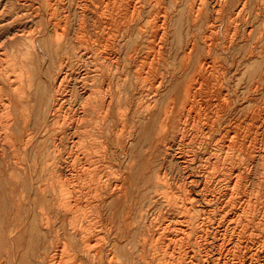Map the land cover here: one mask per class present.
<instances>
[{
    "label": "bare ground",
    "instance_id": "1",
    "mask_svg": "<svg viewBox=\"0 0 264 264\" xmlns=\"http://www.w3.org/2000/svg\"><path fill=\"white\" fill-rule=\"evenodd\" d=\"M45 2V7H41L51 15L60 12V8L65 10L67 4L70 10L79 12L82 20L77 33L82 35L75 40L77 46H72L61 58L51 91L47 93L50 95L47 105L43 79L41 93L37 90L41 94L38 111L34 112L31 97L35 95L30 91L33 79L32 76L26 79L27 69L20 59L18 73L15 79L12 77L13 103L8 101L3 105V100L0 101L5 117L11 118L8 129H14L17 136L15 139L11 133L5 141L9 139L12 151L23 155L14 160L6 157L9 159L7 165L5 162L7 178L14 190L18 184L24 185L29 176L34 185L39 170L56 178L63 179L66 173L74 177V181L66 180L58 189L53 185L51 189L41 185L38 188L39 196L52 204V209L42 211L43 221L45 228L55 232L57 241V244L48 243L39 264H84L85 261L89 264H264V196L260 194L264 186V75L254 79L246 90L240 86L234 90L240 106L237 102L233 106L229 92L221 85L212 95L205 91L216 67L212 59L215 51L229 54L232 49L239 55L238 49L242 47L236 43L238 31L234 28L227 31L224 42L220 43L223 13L233 2L231 20L237 21L250 6L257 20L255 27L244 33L251 45L238 58L239 65L256 59L258 68L264 70V0H214L215 20H207V0H190L187 13L199 31L180 47L181 64L177 69L169 66L166 53L169 50L177 53L176 47L171 48V10L179 5V0H98V5L87 0ZM90 6L93 15L97 12L92 31L93 69L81 70L77 60L91 57L82 46L87 23L84 15ZM61 24L57 25L61 36L56 35L59 42L56 41L66 45L69 17ZM62 36L65 39L61 42ZM31 53L30 57L35 55V51ZM190 74L192 78L186 80ZM146 75L152 76L153 82L146 83ZM79 96L85 97L84 104H78ZM215 101L217 104L210 109L209 102ZM194 105L199 107L200 114L192 112ZM91 114L93 136L87 135L85 129ZM48 122H52V128ZM41 123L43 127L39 129ZM145 123L155 127L154 152L148 156L152 158L149 171L152 177L136 194L132 193L133 203L124 213L125 219L116 229L104 231L103 209L109 198L127 192V177L136 170L139 158L132 156L129 147L137 143V134ZM36 129L41 136L33 133ZM177 140L179 147L174 150ZM31 149L35 151L33 164L25 162ZM4 155V149H0V159L7 156ZM171 159L183 175L180 187L168 166ZM258 173L261 175L255 190L253 178ZM19 176L23 177L20 183ZM88 179L93 180L94 186L93 219L87 218L83 223L81 188ZM42 199L39 198L40 203ZM21 202L22 199L18 200L19 205ZM70 217L76 222L66 224ZM53 226L56 229L52 230ZM7 228L11 242L19 230L11 222ZM61 251L65 258L60 262Z\"/></svg>",
    "mask_w": 264,
    "mask_h": 264
},
{
    "label": "rangeland",
    "instance_id": "2",
    "mask_svg": "<svg viewBox=\"0 0 264 264\" xmlns=\"http://www.w3.org/2000/svg\"><path fill=\"white\" fill-rule=\"evenodd\" d=\"M87 1L88 2L92 1L95 4H97L98 0H87ZM179 1H180L179 5L176 8H173L171 10L173 13L172 14V23H171V36L173 38V43H171V48L176 47L177 53L174 52L175 50H173L171 53L169 50L170 48H168L169 52L166 53V55H167L166 61L169 63V66L171 68H176V69L181 64L182 48H180V47H184L186 44V41L189 38L195 36L196 33L199 31V29L192 24V21L189 18V13H187L188 12L187 7L189 5L190 0H179ZM207 1H208V7L206 8L207 9L206 13L208 15L207 20L208 19L209 20H213V19L215 20V18H217L216 12H214L212 9V5L214 3L212 1H214V0H207ZM32 2H30V0H21V1H18V0H0V87H1L0 88L1 89L0 90V101L3 100L1 102L2 104H3V102L6 103L8 101H12V103H13V99L15 98V96L13 95L14 93L12 94V92H13L12 83H13V80L15 79V77L18 73V70L20 68V64H21L20 62H22V65H24L25 68L27 69V71L25 73L26 79L28 76H32V79H33L32 87H31V89H33V90L30 89V91L32 93V96L33 95H35V96L31 97L32 98L31 100H32V106L34 107L33 110H35L34 112H37L38 111V108H37L38 104L37 103H38L39 97L41 95L40 94L41 93L40 88L43 86L44 92L46 91L45 92V96H46L45 97V104L47 105L48 104L47 101L50 97V95L49 94L47 95V93H50V91H51V82H53L55 79V74L58 71L57 69L59 68L61 58L63 56H66L65 52L70 50L72 48V46H75V47L77 46V43L75 40L77 37L82 35V34L78 35V33H77L79 26H80V23H81V20H82V15L79 12L75 13L73 9L70 10L71 7L68 4H67L65 10H64V8H62V9L60 8L59 9L60 12L58 11L57 14L51 15L50 13H48L47 11L42 9V7H41V5L43 7H45V3H46L45 0H37V1H32ZM76 2H77V0H76ZM30 3H32V4H30ZM167 4H168V6H170L169 1L167 2ZM171 4H172V2H171ZM233 5L235 6L234 2L230 6L228 5L227 8L225 9L224 13H223L224 14L223 15L224 16V21H223L224 23H222V25H221L222 28H221V35H220V43L222 44L224 42V36H226L227 31H229L230 29H231L230 31H234V29H235L236 32L237 31L239 32V33L238 32L236 33V35H238V36H236V43L239 45H242V47L238 49V51H240L239 55H238V53H236L237 50L234 51L232 49L229 51V54L224 53L223 51L220 52V50L215 51V53L213 54L214 56L212 55V59H215L214 61H216V67L212 70L213 75L210 76V78H209L210 84L208 85V88L205 91L209 95H212L214 93V91L217 90V88L220 87V85H221L229 92V95L231 96V102H232L233 106H235L236 102L238 100V97H237L236 93H234V90L237 89L239 86L242 87L244 90H246L249 87V85L253 82L254 79H258L261 76V74L264 75V70H263V67L261 70L258 68V63H255L256 59L245 62L244 65L243 64L239 65L238 60L240 59V57H243L244 53L246 52V49L248 51V49L251 45V42L246 41V40H248V38H247V35H245L244 33L246 32V30L252 28L253 26L255 27V25L257 24V22H256L257 20L255 21L254 14L252 13V10H251V6L248 9H246L240 15L239 18H237V21H234L233 19L231 20L230 17H231L232 12L235 8V7H233ZM36 7H37V9H36ZM39 7L41 8V11L38 10ZM30 8L31 9L34 8V9L31 10ZM67 9L70 11L67 12L68 11ZM34 10H35V12H34ZM42 10H43V12H42ZM32 12H34V13H32ZM48 14H50V15H48ZM64 15H65V17L66 16L69 17V33H68L67 37L64 36L66 39L63 36L61 37V39H62L61 42L65 39L69 44L59 45V44H57L59 42V40L56 38L57 37L59 38V36H61V34H59L60 30L57 29V25H59V23H60V25H62L61 22H63V19L65 20ZM84 16H85V22H87V23L85 24L86 30L83 32L84 33L83 37H84L85 41L83 42L82 46H83V48H85V50L87 52L90 53L89 56H91V57L86 59V61L77 60V67L78 68L80 67L81 70H84V68H86V67L93 69V54L92 53H93V38H94V36H93L92 31L94 30L93 29L94 28V25H93L94 21L93 20L97 19V12L95 13V15H93V6H90L88 13H86ZM78 17H79V20H78ZM244 21H246V22H244ZM231 22L234 23L232 26L230 24ZM259 22L261 23L262 20H259ZM237 24H239L238 28L236 26ZM97 27H99V26H97ZM56 30H57V33H56ZM21 35L23 37H21ZM56 35H57V37H56ZM28 36L32 37L34 42H32L31 41L32 39L31 38L29 39ZM25 37L28 39H26ZM12 40H13V42H12ZM56 40H58V42ZM245 43H246V45H244ZM33 50L35 51V53ZM31 52H33L35 55L30 57L29 54ZM33 53H31V54L33 55ZM27 54H28L29 58H28V56H26ZM45 54L47 55V58L45 57L46 56ZM223 54H224V56H223ZM36 56H37V58H36ZM48 57H50V58H48ZM48 59H50V60H48ZM45 61H47V62H45ZM262 62L264 63V57L262 59ZM149 63H150L149 61L146 62L145 67L147 70L150 67ZM82 66H83V69H82ZM6 68H7V70H6ZM12 69H13V71H12ZM131 76L129 77L130 79H132ZM192 76H193V74H190L189 76L186 77V80L187 79L190 80L192 78ZM145 77H146L145 78L146 83L150 84L151 82H153L152 76L146 75ZM41 80H43V85L41 84L42 86L40 85ZM241 83L244 85H241ZM35 84H37V85H35ZM36 86H38L39 89ZM176 86L178 87V85H176ZM37 90L40 93H38ZM68 90L71 93L72 87L70 86V88ZM176 90L178 92L180 91L179 88ZM32 91H34V92H32ZM34 93H36L38 96H36V94H34ZM131 93H132V91H131ZM10 94H11V96H10ZM36 97H38V98H36ZM84 101L86 102V99L84 96L78 97V104H80V103L84 104ZM1 103H0V107H2V108H0V112H1L0 113V137H1L0 138V140H1L0 145L2 144L3 148L0 147V149H4L5 155H7V156L4 155L5 157L0 159V161H1V163H0V165H1L0 166L1 167L0 174L1 175L5 174V176L0 175V180H3V181H0V185L2 186V187H0V192H1V194H0V264H1V262H5V261H6L5 264H39V260H40L39 257L44 252V249L48 245V243L51 241H54V243L57 244V241L55 240V232L48 230L47 227H46L47 228L46 229L45 225H44V221H43L44 218H43L42 211L43 210L48 211V209H52V206H51L52 204L51 203L47 204L42 199V197L39 196L40 194L38 192V188L41 185L42 187H47L48 189H51V186L53 185V187L55 189H58L61 187L60 185L63 184L66 180L70 179L71 181H74V177L70 176V175H68V173H66L65 174L66 176L63 179H62V177L56 178V176L51 175L49 173L48 174H42L39 170L35 176L36 178L34 177V180H35L34 185H32V178L29 176V177H27V181H25L24 185L18 184V187L20 185L21 186L19 188L16 187V190H14L13 185L11 184L9 179L7 178L9 171L7 170L6 165L8 164L7 162L9 159L14 160L18 157L21 158L23 155H19L18 153L16 154L12 151L11 147L9 146L11 144V143H9V139L5 141L6 137L9 136L11 133H14L15 130L14 129H11V130L8 129L9 123H11V120H10L11 118L5 117L7 114L3 112L4 106H2ZM216 104H217L216 101L213 104H212V102H209V108L213 109V105H216ZM5 105H7V104H5ZM237 105L240 106V103L237 102ZM32 106H31V109H32ZM194 107L195 108H194V110H192V112L195 111L196 113L200 114L199 107L197 105H194ZM44 109H46V107ZM9 111H10L9 112V114H10L12 111V106H10ZM31 112H32V110H31ZM30 115H31L30 121H32L33 115H34L33 112ZM1 117H2V119H1ZM90 119H89V122L88 121L86 122L85 129L87 131V135H90V133H91V136H93V114H91ZM185 119L186 120L189 119L188 111L185 113ZM1 121H3V123ZM4 125H6V126H4ZM48 125H50L49 128L53 127L52 122H51V124L49 123ZM42 127H43V123H41L38 128L42 129ZM148 127H150V128H148ZM1 128H2V130H1ZM4 130L7 131L6 132L7 134L5 133ZM139 131L140 132H138V134H137V140H136L137 143L135 142V143H133V147H131V146L129 147V150L133 154L132 155L133 157L136 158L139 156L138 159L136 158L137 159L136 170H135L136 172L135 171L132 172L131 175L128 176L129 178L127 177V180H126L127 192L126 193L121 194L120 197H114V198L108 199L109 204H107L103 209V218L101 221V226H102V229L104 231H107L109 229L114 230L117 228L118 224L123 219H125V214L128 211L129 207L133 203L131 196L136 194L135 191L138 190L140 188V186H142L145 182H148L152 177L151 173L149 172L152 169V163H150L152 158H150L148 156H151V154L154 152L153 145H154L155 127H151L145 123L144 125H142L140 127ZM145 132H147V134ZM148 132H150V134ZM33 133L36 134V136H41L38 132V129H36V131H34ZM140 134H141V136H139ZM144 135H146L145 138H144ZM14 136L16 139L17 136L15 133H14ZM151 141H153V142H151ZM151 143H152V145H151ZM37 144L38 143L36 142L35 148H36ZM137 145H138V147H137ZM173 145H174V150H176V148L178 149L179 141L177 140L176 143H174ZM185 145L186 144H184V146ZM7 146H9V148ZM90 147H91V151L93 153V146H90ZM34 149L30 150L31 153L29 151L30 155L28 154V156L26 157L27 159L25 158L26 159L25 162L27 161L29 164L34 163V160H35V157H34L35 151H33ZM10 153H12L14 156L11 155ZM140 154H142L143 157ZM6 157H8V158L11 157V158L8 159ZM12 157H13V159H12ZM147 158H148V160H147ZM171 161H172V159H171ZM5 162H6V165H5ZM28 163H26V164H28ZM175 164H176V162L172 161L171 164L168 163V166L171 169V171L173 172V174H175L173 177L175 179V183L177 184V187L178 186L180 187L181 184L183 183V175L179 172L177 167H175ZM147 166H149V169ZM2 167H4V170ZM146 167H147V169H145ZM2 170L4 172H2ZM147 172H149L148 175H147ZM145 175H147V176L145 177ZM260 175L261 174L258 173L256 175V177L253 178V188L255 190L258 189L257 180L260 178ZM4 180H7V181H5L7 183L6 185H5ZM18 180L20 183L23 180V177L19 176ZM93 187H94L93 186V180L91 181L90 179H88L85 182V186L83 188H81L83 200H84L83 206L81 209V213L83 215L81 218V221H83V223H85L87 218L93 219ZM262 189L264 190V186H262ZM262 189H260V194L262 196H264V192ZM1 190H3V191H1ZM132 193H133V195H132ZM255 193H257V192H255ZM14 195H15V199L13 198ZM27 196H29V197H27ZM17 198H18V200L22 199V202L20 203V205L18 204ZM39 198L42 199L41 201L43 203L39 202L40 201ZM119 205H121V206H119ZM125 206L127 209L125 208ZM107 207H109V208H107ZM38 213H39V215H38ZM40 213L42 214V216ZM107 214H108V217H107ZM41 218H42V220H41ZM111 219H112V221H111ZM10 222L14 223V225H16L17 230H19L18 231L19 234L15 233L16 235H14V237H13L14 240L11 242L8 240L9 239V235H8L9 233H8V228H7ZM73 222L75 223L76 221L71 217L66 220V224L73 223ZM41 224H43L42 225L43 230H46V231L42 230V226L40 227ZM58 226H59V224H58ZM54 229H56V226L52 227V230H54ZM52 232H53V234H52ZM64 258H65V254L61 251V253L59 254V261H60V259H61V261L64 260ZM89 263L90 262L85 261L84 264H89Z\"/></svg>",
    "mask_w": 264,
    "mask_h": 264
}]
</instances>
